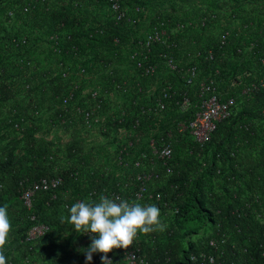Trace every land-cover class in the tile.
<instances>
[{"label": "trees", "instance_id": "obj_1", "mask_svg": "<svg viewBox=\"0 0 264 264\" xmlns=\"http://www.w3.org/2000/svg\"><path fill=\"white\" fill-rule=\"evenodd\" d=\"M173 1L175 0H169V2ZM123 2L126 6H138L144 3L143 0H123ZM158 2L162 1H155V12L161 9ZM233 11H236V8ZM212 14L209 12L200 14L198 29L195 32L196 35H199L197 33L199 31L216 32L210 38L211 41L206 43V47L213 51L215 57L212 62H201L199 66L201 77L206 79L214 74V71L219 70L220 91L227 94L226 98L234 97L236 106L232 116L218 124L211 142L203 147L194 143L189 136L176 143L174 164L177 174L170 183L176 182L182 195L178 200L180 211L175 218L178 230L171 236L157 235L160 241L157 240L155 244L156 252L163 260L162 264H166L167 257L171 258L168 264H192L189 259L190 254L198 253L202 248L199 243L193 241L194 236L202 232L215 236L221 232L229 235L237 244V249L229 254L224 264H264V87L259 86L251 94H243L247 87L264 79L262 62L264 45L258 43L249 52V62L242 63L241 66L247 65L242 72L236 67L230 68L227 61L229 57L243 58L245 47L251 41L263 40L264 31L256 29L254 23L248 24L245 32L240 28V33H232L225 46H221L217 25L225 22L230 24L232 21H238V18L234 14H226L221 19L218 17L215 19ZM79 15L83 14L63 15L41 12L35 14L30 23H25L22 29L18 30L10 29V26L0 19L1 103L16 98L19 91L16 78H25V74L31 69L38 68L36 59L38 55L54 52L56 46H52L49 41L51 35H58V45L62 49L73 51L75 47L83 46L85 48L88 46L94 51L100 49L98 56L103 57L107 63L112 59L113 50H121L130 42L131 33L124 31L123 21L110 20L105 24L103 32L98 33L88 24L92 17L90 13ZM159 17L161 18V15ZM247 23H250V18ZM66 32L68 36H64ZM21 35H25V39L20 38ZM181 37L173 38L181 43L179 41ZM191 37L186 39L187 43H191ZM163 51H166L164 42L154 43L152 61L158 62ZM14 72L18 73V76L11 79ZM160 72L162 76L163 71ZM38 76V73L33 74V79H37ZM8 79L14 82L11 84ZM71 87V82L58 81L55 90L61 96ZM178 87L179 90H175L177 100H180L181 94L187 92L196 104L197 87L188 88L185 81ZM171 110L174 123L160 125L159 131H155L156 137L153 138L173 131L178 120L190 118L196 111L193 107L187 113H179L178 108L172 106L167 113L169 114ZM135 120L136 118L132 122ZM147 120L148 116L142 124H149ZM111 125L107 124V127ZM113 132L109 130L106 134L109 136ZM151 137L148 135V138ZM76 151L78 152L68 157V161L57 173H51L46 168L41 171L36 169L35 165L28 166L27 163L24 165L22 162L16 163L15 159L12 160L10 157H2L0 160V207L7 206V209H11L18 202L26 212V219L18 221L11 227L7 243L2 249L5 258L10 252H26L33 247L24 242L33 222L21 200L23 188L41 178L61 176L64 184L55 191L58 195L56 200H52L51 192H43L36 199L34 213L50 227V232L32 249L48 252L50 263L57 264V259H60L61 264L70 263L66 253L71 246V238L78 232L75 231L74 225L68 222L70 212L66 209V204L77 195L86 199V191L90 188L89 183L84 184L85 189L81 188L82 185L80 186L72 176L83 162L82 155H85V150L81 146H78ZM165 189L175 195L169 190V186H165ZM63 192H68L70 196L61 195ZM144 245L147 257L151 259L152 264H155L151 242Z\"/></svg>", "mask_w": 264, "mask_h": 264}, {"label": "rangeland", "instance_id": "obj_2", "mask_svg": "<svg viewBox=\"0 0 264 264\" xmlns=\"http://www.w3.org/2000/svg\"><path fill=\"white\" fill-rule=\"evenodd\" d=\"M143 1L138 6H126L123 0H0V19L10 29H22L41 12L83 14L79 16L90 13L92 17L88 24L98 33L103 32L110 20L123 21L124 31L131 33L127 45L111 52L109 63L98 56L100 49L94 51L88 46L75 47L73 51L62 49L58 45V35H51L49 41L56 46L54 52L38 55V68L31 69L25 78H16L19 88L16 98L0 102V160L10 157L16 163L57 173L68 157L78 152V146L84 148V152L92 153L107 144L112 135L108 136L103 127L118 123L124 112L128 121H132L140 108H146L149 124L172 125V110L168 115L158 116L149 110L162 90H179L188 68L208 62L213 53L206 43L216 32L195 34L200 14L213 13L215 19L226 14L236 15L238 21L217 25L219 39L240 33V28L245 32L247 25L253 23L256 29L264 31V0H159L163 3L157 4L164 11L158 12L154 9L158 0ZM249 18L250 23H247ZM68 35L66 32L64 36ZM24 36L19 37L25 39ZM180 36L181 43L173 38ZM190 36L191 43H187ZM160 42L165 43L166 51L155 62L151 59L152 47ZM258 43L264 45V39L251 41L242 53L243 58L229 57L230 68L236 67L239 72L245 70L247 65H241L249 62V52ZM37 73L39 76L33 79V74ZM16 76L18 73L14 72L11 79ZM219 76L221 72L216 70L206 79H213L219 85ZM58 81L72 85L61 96L55 90ZM8 82L14 81L8 79ZM139 86L145 92L140 94ZM88 112H93L90 118H87ZM156 134L155 131L148 133L151 138ZM7 210L11 226L26 219V212L18 202Z\"/></svg>", "mask_w": 264, "mask_h": 264}, {"label": "built area", "instance_id": "obj_3", "mask_svg": "<svg viewBox=\"0 0 264 264\" xmlns=\"http://www.w3.org/2000/svg\"><path fill=\"white\" fill-rule=\"evenodd\" d=\"M227 41L228 36H222L221 46H225ZM214 57L215 54L211 52L208 62H212ZM170 63L173 65V60ZM175 70L178 71L176 67ZM217 72L219 73V70ZM200 78L201 71L196 66H190L184 75L186 87H197L196 104L187 92L181 94L180 100L176 99L177 91L165 90L155 98L149 110L153 115L166 114L172 106L178 108L179 113H187L193 107L196 110L190 118L178 120L173 131H168L165 135L160 134L157 138H148L149 131H158L160 124H142L148 116L147 109L140 108L134 116L136 120L131 123L128 121L127 113L124 112L118 123L103 127L104 132L114 131L111 133L112 139L92 153L85 152V155H82L83 162L72 175L75 181L82 185L81 188L85 189L83 187L85 183H89L90 188L86 191V199L77 195L66 204V209H70L76 202L97 203L102 195L114 200L119 197L129 203H139L142 206L155 205L160 209L159 218L166 225L165 230L148 234L138 233L128 249H113L108 253V258L113 264H152L144 245L148 242L152 245L153 263L162 264L163 260L156 252L155 244L157 240L160 241L157 235L171 236L178 230L175 218L180 211L178 200L182 197L179 193V185L176 182L170 183L177 174L174 164L176 143L189 136L194 143L203 147L211 142L218 124L229 119L233 114L236 99L226 98L227 94L220 91L215 80ZM259 86H264V79L247 87L243 94H251ZM143 91L145 92L139 86V93ZM91 114L93 115V112H88L87 118H90ZM63 184V177L55 176L41 178L23 188L21 200L33 222L24 242L32 245V248L50 232V227L34 213L36 199L43 192H51L52 200H56L58 195L55 191L63 187ZM165 186H169V190L175 195L167 191ZM61 195L70 196L68 192H63ZM193 241L199 243L202 248L198 253L190 254L189 259L192 264H224L229 254L237 249L236 242L231 240L229 235L221 232L215 236L202 232L194 236ZM90 244L91 237L88 234L77 233L72 237L71 246L66 253L70 258L68 264H87L85 254L79 250L88 248ZM32 248L26 252L8 253L6 264H54L49 262L48 252H38ZM102 255L103 253H93L91 264H102ZM59 261L60 259H57L56 263L61 264ZM169 262L171 258L167 257L165 263ZM62 264L66 263L62 262Z\"/></svg>", "mask_w": 264, "mask_h": 264}, {"label": "clouds", "instance_id": "obj_4", "mask_svg": "<svg viewBox=\"0 0 264 264\" xmlns=\"http://www.w3.org/2000/svg\"><path fill=\"white\" fill-rule=\"evenodd\" d=\"M69 212L68 222L74 225L75 231L91 237L90 246L79 250L85 254L87 264H91L93 253H103L102 264H113L108 258L113 249H128L138 233L148 234L166 228L160 221L157 206L129 203L119 197L114 200L102 195L97 203L76 202ZM11 227L7 206L0 207V264H6L2 249Z\"/></svg>", "mask_w": 264, "mask_h": 264}]
</instances>
